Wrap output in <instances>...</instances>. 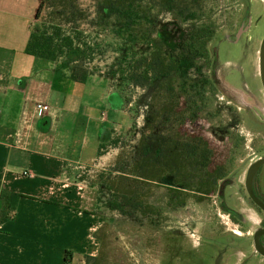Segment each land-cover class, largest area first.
Instances as JSON below:
<instances>
[{
	"label": "rangeland",
	"instance_id": "1",
	"mask_svg": "<svg viewBox=\"0 0 264 264\" xmlns=\"http://www.w3.org/2000/svg\"><path fill=\"white\" fill-rule=\"evenodd\" d=\"M111 3L119 8L109 14L104 8ZM54 4L67 14L59 23L62 34L71 36L74 48L80 49L75 63L90 76L107 79L130 114L105 145L101 159L70 173L96 220V246L87 264H228L230 255L239 264L251 252L252 234L262 226V215L246 191L250 172L264 159L260 68L264 4L256 0H54ZM130 7L132 16L123 13ZM50 11L42 21L53 31ZM168 24L180 27L184 40L195 27L214 32L207 44L209 58L198 61L201 72L189 71L194 81L202 78L200 89L206 78L214 90L199 97V105L205 96L208 104L194 121L181 119L190 115L185 95L176 87L181 77L173 75L150 87L130 81L132 72L143 70L149 55L146 43L157 40L156 31ZM37 25L41 23L34 19L31 30ZM182 51L178 48L174 54ZM163 52L172 53L165 47ZM59 62L62 72L69 74L66 58ZM187 146L200 148L196 156L183 151ZM209 174L217 179L215 191L195 193ZM231 210L239 214L234 218Z\"/></svg>",
	"mask_w": 264,
	"mask_h": 264
},
{
	"label": "crops",
	"instance_id": "2",
	"mask_svg": "<svg viewBox=\"0 0 264 264\" xmlns=\"http://www.w3.org/2000/svg\"><path fill=\"white\" fill-rule=\"evenodd\" d=\"M40 2L0 0V193L23 196L0 225V264H67L68 251V264H87L96 220L70 173L101 159L130 114L107 79L74 82L59 63L27 54ZM38 103L49 106L43 116Z\"/></svg>",
	"mask_w": 264,
	"mask_h": 264
},
{
	"label": "trees",
	"instance_id": "3",
	"mask_svg": "<svg viewBox=\"0 0 264 264\" xmlns=\"http://www.w3.org/2000/svg\"><path fill=\"white\" fill-rule=\"evenodd\" d=\"M113 1V0H110ZM118 6L111 3L108 4L104 11L112 13L114 10H118ZM114 9V10H113ZM51 10V11H50ZM47 11H50L51 20L50 25L53 31L45 29L46 22H43L44 15ZM123 13L133 15L134 9L123 10ZM64 17L67 18V14L63 11H59L55 7L54 0H41L35 20L41 25H37L36 28H32L30 40L27 46V54L48 59L60 63L59 60L62 57L66 58L65 66L69 74L64 72L65 76H68L72 81L78 83H85L90 76L87 70L76 64L77 60L80 59V49L74 48V42L71 36H64L61 32L59 23H64ZM66 23V22H65ZM214 36V32L204 27H195L188 34L184 40V34L180 27L176 24H168L156 31L157 40H149L146 43V51L149 53L144 58V67L141 72H132L130 81L136 86L150 87L155 82H159L164 78H170L173 75L178 77L179 83L176 87L185 95V106L190 114L188 117H181L182 121L197 119L198 114L207 108V97L205 96L204 101L199 105V97L207 92H213V88H210V82L205 78L204 88L200 89L199 85L203 81L202 78L199 80H193L190 78L189 71L196 68L199 73L201 67L198 66V61L203 58H209V52L207 49L208 42L211 41ZM158 42L162 46H158ZM181 46V47H180ZM170 50L172 53L167 56L162 48ZM178 48L183 51L180 54H174ZM188 49V52L185 51ZM189 54L188 56H186ZM61 67V66H60ZM198 73V74H199ZM209 86V87H208ZM189 89L191 93L189 94ZM187 95V97H186ZM191 142L193 140H190ZM105 145L101 146L99 150V156L103 155V149ZM199 147H186L183 149L184 152H189V155L196 156V152L199 151ZM207 155L206 159H209L208 147L203 149ZM214 175L207 176L199 186L196 188L195 193L209 195L215 191L217 186V179ZM194 192V191H193ZM23 196L14 192L2 191L0 193V225L15 219L17 215V206L19 200ZM73 252L68 251L65 257V263H70L72 260ZM87 263L92 259V256H86Z\"/></svg>",
	"mask_w": 264,
	"mask_h": 264
},
{
	"label": "flooded vegetation",
	"instance_id": "4",
	"mask_svg": "<svg viewBox=\"0 0 264 264\" xmlns=\"http://www.w3.org/2000/svg\"><path fill=\"white\" fill-rule=\"evenodd\" d=\"M256 1L264 4V0H256ZM249 22L251 23V21ZM259 164L260 165L256 166V168L252 169L254 174L252 178L249 177L250 184L248 185L246 192L250 201L253 203V207L256 209L257 213L262 215V220H261L262 226L252 234L250 239L251 252L248 255H245L244 256L245 258H243V260L239 264H264V255L261 254L259 251H257L256 248V237H258L261 246L264 248V209L261 208L253 199L254 196L264 205V164H261V162ZM261 173L263 174V178L260 181ZM230 214L235 218L239 213L236 210H231ZM222 257L223 255L220 256V258ZM227 261L228 264H234L235 256L230 255Z\"/></svg>",
	"mask_w": 264,
	"mask_h": 264
},
{
	"label": "water",
	"instance_id": "5",
	"mask_svg": "<svg viewBox=\"0 0 264 264\" xmlns=\"http://www.w3.org/2000/svg\"><path fill=\"white\" fill-rule=\"evenodd\" d=\"M260 68H261L262 77L264 79V39L262 41L261 48H260ZM261 164H264V160L261 161ZM253 199L261 208L264 209V205L258 199H256L254 196H253ZM256 248H257V251H259L261 254L264 255V248L261 246L258 240V237H256Z\"/></svg>",
	"mask_w": 264,
	"mask_h": 264
},
{
	"label": "built area",
	"instance_id": "6",
	"mask_svg": "<svg viewBox=\"0 0 264 264\" xmlns=\"http://www.w3.org/2000/svg\"><path fill=\"white\" fill-rule=\"evenodd\" d=\"M49 111V106L46 104H42V103H38L35 106V112L37 113L38 116H43L44 114H46ZM25 175H30L31 174L25 172Z\"/></svg>",
	"mask_w": 264,
	"mask_h": 264
},
{
	"label": "bare ground",
	"instance_id": "7",
	"mask_svg": "<svg viewBox=\"0 0 264 264\" xmlns=\"http://www.w3.org/2000/svg\"><path fill=\"white\" fill-rule=\"evenodd\" d=\"M262 84H263V87H264V79H263V77H262ZM253 174H254V172L252 171L251 175H250V178H252Z\"/></svg>",
	"mask_w": 264,
	"mask_h": 264
}]
</instances>
